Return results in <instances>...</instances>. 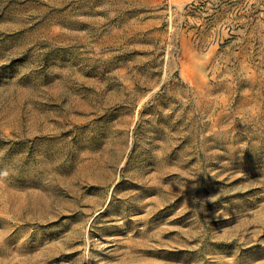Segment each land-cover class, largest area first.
<instances>
[{"label": "rangeland", "instance_id": "obj_1", "mask_svg": "<svg viewBox=\"0 0 264 264\" xmlns=\"http://www.w3.org/2000/svg\"><path fill=\"white\" fill-rule=\"evenodd\" d=\"M0 264H264V0H0Z\"/></svg>", "mask_w": 264, "mask_h": 264}]
</instances>
